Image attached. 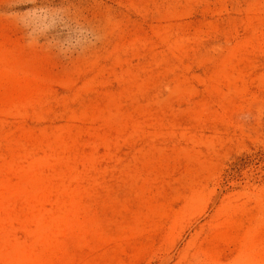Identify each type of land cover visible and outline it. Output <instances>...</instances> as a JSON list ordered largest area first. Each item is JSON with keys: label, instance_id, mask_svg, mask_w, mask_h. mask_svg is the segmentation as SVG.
Segmentation results:
<instances>
[{"label": "rangeland", "instance_id": "rangeland-1", "mask_svg": "<svg viewBox=\"0 0 264 264\" xmlns=\"http://www.w3.org/2000/svg\"><path fill=\"white\" fill-rule=\"evenodd\" d=\"M0 264H264V0H0Z\"/></svg>", "mask_w": 264, "mask_h": 264}]
</instances>
